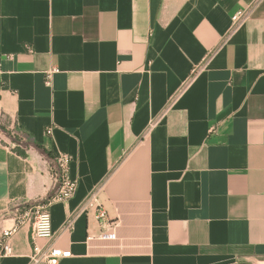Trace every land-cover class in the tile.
<instances>
[{"label": "crops", "instance_id": "crops-1", "mask_svg": "<svg viewBox=\"0 0 264 264\" xmlns=\"http://www.w3.org/2000/svg\"><path fill=\"white\" fill-rule=\"evenodd\" d=\"M59 154L53 239L19 225L0 264H264V0H0V234Z\"/></svg>", "mask_w": 264, "mask_h": 264}, {"label": "built area", "instance_id": "built-area-1", "mask_svg": "<svg viewBox=\"0 0 264 264\" xmlns=\"http://www.w3.org/2000/svg\"><path fill=\"white\" fill-rule=\"evenodd\" d=\"M248 18V11H238L232 18V28H237L242 25ZM54 71H50L46 74L45 83L50 85L51 76ZM51 131L47 130L46 135H50ZM72 159L66 154H59L54 158V177L58 180L59 188L54 196L48 199L46 202L38 203L33 206L26 207L18 219L16 225L13 228L2 230L0 234V259L6 258L12 255L11 249V236L15 232L16 227L25 223L31 224V238L32 241L36 239H42L50 241L54 237V232L51 229L49 207L56 202H64L71 199L77 190V182L69 177V167ZM82 210L87 211L95 209L96 218L99 220H106V213L101 209L98 200L94 194H91L86 201L82 204ZM111 231L101 234L98 238L103 240H115L114 233L115 223L111 224ZM67 228L71 229V221L67 223ZM92 240V238H88ZM69 251H61L56 248H49L42 250L33 242L32 255L30 257L31 264H59L61 259L70 257Z\"/></svg>", "mask_w": 264, "mask_h": 264}, {"label": "trees", "instance_id": "trees-1", "mask_svg": "<svg viewBox=\"0 0 264 264\" xmlns=\"http://www.w3.org/2000/svg\"><path fill=\"white\" fill-rule=\"evenodd\" d=\"M16 151V153L18 154V155H20V156H24V153H21V152H19V151H17V149L15 150Z\"/></svg>", "mask_w": 264, "mask_h": 264}]
</instances>
